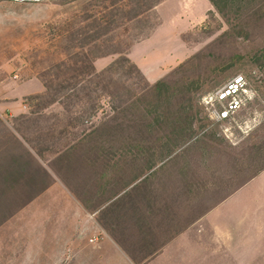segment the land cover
Masks as SVG:
<instances>
[{
	"label": "rangeland",
	"instance_id": "374dc122",
	"mask_svg": "<svg viewBox=\"0 0 264 264\" xmlns=\"http://www.w3.org/2000/svg\"><path fill=\"white\" fill-rule=\"evenodd\" d=\"M263 6L264 0L230 5L226 20L209 0H0V13H12L0 23V106L17 108L0 107V264H62L60 231L52 230V220L44 227L45 204L32 203L55 181L90 208L117 197L98 218L133 254L131 264H147L174 238L193 249L172 253L176 264H236L240 258L252 264L236 252L250 249L254 206L236 192L264 162ZM123 56L149 84L188 77V113L177 112L178 95L157 111L148 96L145 109L131 106L117 115L99 93L90 101L32 98L46 86L95 89L89 76ZM236 75L246 78L251 99L229 121L215 123L200 99ZM112 78L128 81L122 72ZM20 115L29 121L14 120ZM21 134L35 148L36 181L20 169L8 174ZM240 210L244 221L238 223ZM225 230L234 236L222 237Z\"/></svg>",
	"mask_w": 264,
	"mask_h": 264
},
{
	"label": "crops",
	"instance_id": "0c3cea01",
	"mask_svg": "<svg viewBox=\"0 0 264 264\" xmlns=\"http://www.w3.org/2000/svg\"><path fill=\"white\" fill-rule=\"evenodd\" d=\"M0 107H6L9 111L17 109L9 104H2ZM21 112L22 110H17L16 113ZM236 194L238 196L246 195L247 200L250 199L252 201L255 216L253 222L256 226L255 230L250 232L249 239L247 240L250 249L245 250L241 246L239 249L237 248L236 253L237 255L239 252H242L244 255L247 254V258L252 264H264V243H262V241L264 242V169L249 179ZM111 198L113 200L117 197ZM111 198L101 207L86 209L80 197L71 193L60 181L53 182L34 198L32 203L40 201L39 205L42 203L45 204L44 217L46 224L44 227H47L49 224L48 221L52 220V230L57 229L60 231L59 236L62 238L61 243L63 247L60 251L59 259L62 264H131L124 250H122L116 240L106 231L98 218L99 211L105 204L112 201ZM230 199L232 198L230 197L227 201ZM92 200H95V198ZM238 200L239 205L241 203L240 197H238ZM242 205L245 206V202ZM240 213L241 210L237 211L238 216H240ZM241 221H244L243 216L237 218L238 223ZM225 231L221 234L222 237L234 236L232 232ZM235 232H237L236 236L238 238L243 237L242 232L239 230ZM239 241L242 244V239ZM239 241L237 242L239 243ZM182 252L192 253L193 249L191 250L190 245L185 248L175 243L174 238L172 241L164 244L156 256L147 264L153 263L154 260L160 261L158 264H176L177 260L175 258L179 259L181 257L174 256L175 260H173L171 254ZM228 257L230 259L231 256L229 255ZM189 259L188 262L190 261ZM240 259L236 260V264H240L243 261Z\"/></svg>",
	"mask_w": 264,
	"mask_h": 264
},
{
	"label": "trees",
	"instance_id": "16d2710c",
	"mask_svg": "<svg viewBox=\"0 0 264 264\" xmlns=\"http://www.w3.org/2000/svg\"><path fill=\"white\" fill-rule=\"evenodd\" d=\"M211 4L214 6L216 11L226 20H229L228 16V10L230 9V5L239 7L242 3L245 2V0H209ZM264 7V6H263ZM239 18H236L238 20ZM240 23H236L231 26L232 30H237L239 28ZM123 62V63H122ZM124 63L129 64L127 67ZM185 67V63L179 64L173 71L174 74H177L179 72L178 70H182ZM119 72L124 73V75L128 76V81H125L124 79L117 80L112 78L114 74H118ZM136 73L138 79L136 81H133V77L131 76V73ZM172 73V74H173ZM89 77H92V79H88L87 82L93 83L95 86V89H83L80 92H64L62 89H56L52 88L51 86H46V92L41 95L33 96L34 99H47L45 102H54V101H71L73 99H87L88 101L92 100L90 97L92 93H99V95H106L109 104L110 109L112 110V113L114 114H123L127 112L128 108L131 106H134L136 109H145L144 103H146V98L150 96L149 103L154 107V111H157L159 108L160 103L167 100H175V96L178 95V101L176 103L178 107L177 112H182L183 114L188 113V111L192 108L191 101V83L186 81L188 77H185L183 81L180 83L179 81H169L167 79H159L153 84H149L144 80L142 77L141 72L139 69L135 66V64L130 63L128 58L121 57L114 61H112L106 68H104L102 71H99L97 73H94L93 75H90ZM123 78V77H122ZM127 78V77H126ZM61 95V96H60ZM169 101V102H170ZM158 114V113H156ZM25 119L26 121H29V118H26L24 115H20L18 118H14V120L19 119ZM114 118V115L111 116V119ZM152 119L156 123H158V118L156 115L151 116ZM119 125L116 124L113 127H118ZM119 128L122 127L120 126ZM19 133V130H18ZM22 140L19 138L15 139L16 146L18 149L16 150V153H13L10 157V166L13 164L15 165L13 168V177L14 174H19L18 170L20 169L21 172L24 173V177L27 181H36V173L33 170L34 166H40L37 165V162L34 158V155L32 151L35 149L31 142L24 136L20 135ZM22 142L26 143L29 147H25ZM260 150V147H258ZM32 150V151H31ZM9 159V157H8ZM8 166V162H7ZM31 169V170H30ZM264 169V162L260 164L259 168L255 170L248 179H251L253 176H255L258 172L262 171ZM42 170V168H41ZM44 172V171H43ZM7 174V170L6 173ZM46 175V172H45ZM247 181V180H246ZM48 186V183L41 187V189L37 190L34 195L38 194L39 192L43 191ZM33 195V196H34ZM112 199V198H111ZM82 204L86 209H91L89 206V203L87 200H84L81 198ZM107 200H105L103 203L99 202L97 205L94 206V208H98L104 203H106ZM101 223V222H100ZM103 226V225H102ZM104 227V226H103ZM105 228V227H104ZM106 229V228H105ZM113 235V233L111 232ZM118 242V241H117ZM122 248L123 246L121 243H118ZM127 256L132 260L136 261L133 254L123 248ZM154 249L150 252H148L146 255L142 257V261L152 257L158 250Z\"/></svg>",
	"mask_w": 264,
	"mask_h": 264
},
{
	"label": "built area",
	"instance_id": "2783aa9c",
	"mask_svg": "<svg viewBox=\"0 0 264 264\" xmlns=\"http://www.w3.org/2000/svg\"><path fill=\"white\" fill-rule=\"evenodd\" d=\"M251 94L246 78L236 75L205 93L200 104L209 119L215 123H224L249 102Z\"/></svg>",
	"mask_w": 264,
	"mask_h": 264
},
{
	"label": "clouds",
	"instance_id": "9594fccd",
	"mask_svg": "<svg viewBox=\"0 0 264 264\" xmlns=\"http://www.w3.org/2000/svg\"><path fill=\"white\" fill-rule=\"evenodd\" d=\"M12 13H0V23L4 22V20L6 19V17L8 15H11Z\"/></svg>",
	"mask_w": 264,
	"mask_h": 264
}]
</instances>
